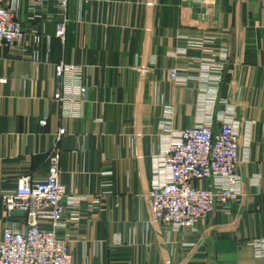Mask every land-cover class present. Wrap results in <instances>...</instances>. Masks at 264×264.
<instances>
[{
	"label": "crops",
	"instance_id": "obj_1",
	"mask_svg": "<svg viewBox=\"0 0 264 264\" xmlns=\"http://www.w3.org/2000/svg\"><path fill=\"white\" fill-rule=\"evenodd\" d=\"M0 3L24 29L0 44V239L26 228L3 194L43 180L55 145L72 264H264V0H67L63 43L54 2ZM59 62L83 68L71 116L54 99ZM225 119L238 132L239 199L193 230L150 219L147 190L175 131Z\"/></svg>",
	"mask_w": 264,
	"mask_h": 264
},
{
	"label": "built area",
	"instance_id": "obj_2",
	"mask_svg": "<svg viewBox=\"0 0 264 264\" xmlns=\"http://www.w3.org/2000/svg\"><path fill=\"white\" fill-rule=\"evenodd\" d=\"M33 5L52 1L62 12L56 22L55 35L63 43L67 19L63 11L67 0H30ZM24 37V29L12 7L0 3V44L12 46ZM37 40L38 37L35 36ZM190 45L200 41L190 40ZM62 91L54 93L67 115L74 114L79 98L86 93L83 68L77 64H55ZM221 68H217L219 71ZM168 78L179 80L176 68L168 71ZM65 134L60 128L59 140ZM240 146L236 125L222 120L215 128L211 122L181 128L167 143L154 167V177L147 190L150 219L171 227L176 232L193 230L195 224L239 199L236 172ZM60 154L53 146L48 155V174L43 180L21 177L16 187L3 194L8 212L19 210L26 216V228L7 226L0 239V264H72L67 241L58 234L63 226L67 189L60 181ZM200 180L208 185L199 186ZM46 221L47 226L41 222Z\"/></svg>",
	"mask_w": 264,
	"mask_h": 264
}]
</instances>
